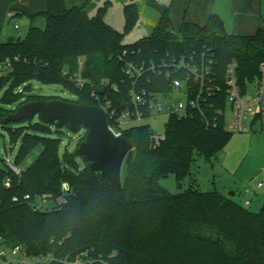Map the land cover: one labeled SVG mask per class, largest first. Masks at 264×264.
Wrapping results in <instances>:
<instances>
[{"label":"trees","instance_id":"obj_1","mask_svg":"<svg viewBox=\"0 0 264 264\" xmlns=\"http://www.w3.org/2000/svg\"><path fill=\"white\" fill-rule=\"evenodd\" d=\"M87 4L88 0H47L45 9L27 15L30 24L23 38L0 39V128L11 143L19 142L15 165L41 146L34 161L18 174L0 167L4 243L30 255L52 253L68 259L89 248L107 264H264V200L252 212L225 193L199 188L191 171L195 154L215 159L231 136L218 112L225 103V68L236 63L242 88L258 77L264 63V21L254 33H230L222 18L211 13L203 24L183 19L173 28L163 10L149 35L125 44L123 33L104 21V9L89 16ZM138 15L135 3L124 6L125 30ZM38 19L42 26L35 25ZM124 50L129 58L154 66L142 78L151 91L168 92L174 78L185 76V68L173 63L185 60L209 71L201 89L189 83L201 110L170 115L163 137L144 124L121 130L133 149L123 162L122 187L116 189L90 170L85 157H80V165L72 151L61 150V138L51 134L56 123L36 116L7 118L25 102L57 99L33 95L32 81L63 86L76 96L66 101L98 105L106 99L120 109L131 88L118 59ZM207 85L219 90H206ZM82 129L76 147L85 138L87 131ZM170 173L177 186L187 179L186 189L176 194L165 190L159 180ZM6 179L9 186L4 185ZM62 182L68 183L69 193L60 207L34 211L12 201L25 193L58 195Z\"/></svg>","mask_w":264,"mask_h":264},{"label":"rangeland","instance_id":"obj_2","mask_svg":"<svg viewBox=\"0 0 264 264\" xmlns=\"http://www.w3.org/2000/svg\"><path fill=\"white\" fill-rule=\"evenodd\" d=\"M67 1L69 4H80L84 0ZM198 1L161 0L160 4H156L153 0H88L86 11L89 16H93L100 9H104L102 12L104 21L122 32L123 43L128 44L149 35L160 11L165 7L170 9L173 20L177 21L178 19H182V16L187 18L193 12L196 14L200 13L201 9ZM132 2L136 4L139 15L135 24L130 29L125 30L124 6ZM227 2L228 0H216L215 8L219 4L222 5L226 12L224 17L225 23L228 24L229 28H232L233 12L229 9ZM46 3L47 0H0V39L4 41L8 37L15 36L23 38L30 24L27 15L45 9ZM170 3H172L171 6L168 5ZM253 4L258 14L255 12L252 14L258 18L260 12V15L264 19V0H255ZM15 24L18 26L17 29L14 28ZM35 25L42 26V20H36ZM32 87L31 93L33 95L55 96L57 99L63 100H74L76 98L73 93L59 84H42L32 81ZM183 91L173 92L169 98L158 96V100L162 104L179 101L185 104L187 97ZM251 91V86L248 85V92ZM231 119L232 111L227 101L224 105V126L228 130L230 129ZM252 119V117H249L246 120V125L249 127L247 131H234L231 133L224 149L215 159L207 161L202 156L195 154L191 171L199 188L202 190L216 189L227 195L230 192H234V195L231 197L235 201L244 205L248 210L257 212L264 200V170H262L264 166V117L256 118L253 123ZM166 121L167 115L162 114L154 118L136 121L134 124L148 125L154 131L156 137H163ZM84 131L82 129L74 133L65 125L62 127L53 126L51 134L61 138V150L67 148L69 151L74 152L77 142L82 137ZM18 146L19 142L11 143L7 132L0 128V167H16L20 171L25 170L41 150V146H37L28 154L24 161L16 166L14 158ZM80 157L77 156L76 159L80 165H83ZM123 174L124 170L122 169V176ZM188 183L189 181L184 179L181 182V186H177L172 173L159 180V184L172 194L182 192L186 189ZM246 200L249 201L248 205L244 204ZM47 205H51V202H48Z\"/></svg>","mask_w":264,"mask_h":264},{"label":"built area","instance_id":"obj_3","mask_svg":"<svg viewBox=\"0 0 264 264\" xmlns=\"http://www.w3.org/2000/svg\"><path fill=\"white\" fill-rule=\"evenodd\" d=\"M160 2V0H154ZM14 28L18 26L15 24ZM128 52L125 50L118 59L122 64V71L124 75L130 80L131 88L129 91V99L125 103L121 104V108L115 107L111 101L104 100L99 101V106L105 113V118L108 124L109 130L116 136H121V130L132 125L136 121H140L145 118H154L156 116L166 114L167 118L174 114L176 116H183L187 113L189 108L200 109L198 99L191 97L189 90L190 81L196 83L201 89L204 85L205 74L208 73L209 68L207 66L194 68L190 63L184 61L174 64L175 68L184 67L186 74L183 78H174L170 83V91L163 92L160 90L151 91L146 89L145 81L143 77L147 74V71L155 69L153 65L145 66L143 63L137 62L133 58L128 57ZM131 54V53H130ZM81 65V62H79ZM225 77V102H229L230 109L232 111V119L229 131H247L248 126L246 120L252 117V123L255 117H264V63L259 65V75L252 82L245 84L242 88L238 82L236 74V63L230 62L227 64L224 72ZM248 85L251 86V92H248ZM184 87V91H183ZM211 87V88H210ZM206 90L218 91L219 88L207 85ZM181 92L186 95L187 101L185 104L182 102L162 104L158 100V96L169 98L173 92ZM225 105V103H224ZM223 123H224V107L218 111ZM108 119L110 123H108ZM251 123V124H252ZM126 124V125H124ZM251 126V125H250ZM15 173H19L16 167H10ZM264 170V166L262 167ZM9 179L4 182L5 186H9ZM259 186V184H258ZM69 193V185L67 182H62L60 187V193L53 195L51 193H42L32 196L29 193H25L22 197L13 196L12 201L24 202L34 211H44L47 209H53L60 207L66 202L67 195ZM51 202V205H47ZM245 205L249 204V201L244 202ZM107 264V262L101 258H96L92 254V249H85L80 254L72 259L57 258L52 253H40L37 255L27 254L24 249L19 246H8L4 243L0 235V264Z\"/></svg>","mask_w":264,"mask_h":264},{"label":"water","instance_id":"obj_4","mask_svg":"<svg viewBox=\"0 0 264 264\" xmlns=\"http://www.w3.org/2000/svg\"><path fill=\"white\" fill-rule=\"evenodd\" d=\"M35 116L44 123H56L58 127L68 125L74 133L85 128V138L74 150V155L85 157L90 170L107 178L112 187H122L123 162L133 149L132 143L109 130L101 107L62 99H39L21 104L7 120H31ZM229 195L232 196L233 192Z\"/></svg>","mask_w":264,"mask_h":264},{"label":"crops","instance_id":"obj_5","mask_svg":"<svg viewBox=\"0 0 264 264\" xmlns=\"http://www.w3.org/2000/svg\"><path fill=\"white\" fill-rule=\"evenodd\" d=\"M153 2L155 1L153 0ZM254 2L255 0H228L227 2L228 7L231 10V12H233L234 14V16L232 14V19L234 18L233 24L231 25L232 28H229V26H227L228 24L225 23L224 17L226 12L222 7V5L219 4V6L215 8L216 0H199L198 4L200 5V9H201L200 13L196 14L195 12H193L191 15L187 16V18L185 16H182V19H178L177 21H174L171 16L170 9L168 7H165L160 11L158 18L163 10H167L173 28H177L183 19L198 24H203L209 14L216 13L222 18L226 31L237 34H251L254 33L257 30V28L261 27L264 21V19L260 15V12L258 18L253 15L254 14L253 12L258 14V11L255 10L256 8L254 7L253 4ZM155 3L160 4L161 0L160 2H155ZM172 3L168 5L171 6Z\"/></svg>","mask_w":264,"mask_h":264}]
</instances>
